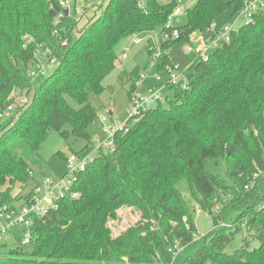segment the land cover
<instances>
[{
  "label": "trees",
  "instance_id": "1",
  "mask_svg": "<svg viewBox=\"0 0 264 264\" xmlns=\"http://www.w3.org/2000/svg\"><path fill=\"white\" fill-rule=\"evenodd\" d=\"M243 2L196 0L185 11L186 22L174 27L179 36L160 40V47H186L192 32L207 34L211 22L227 10L234 18ZM177 4L92 0L78 21L64 16L54 25L61 10L58 0H0V112L16 88L29 98L0 122V207L12 208L30 196L41 179L33 175L40 166L33 158L50 130L64 140L71 136L85 141L72 153L90 151L94 141L88 128L97 111L89 97L106 89L102 81L116 65V45L133 34L165 30ZM146 42L147 58L152 49L149 38ZM47 48L55 67L30 78L35 51ZM185 54V81L166 83L171 98L116 128L113 148H99L76 175L71 188L78 196H68L57 209L33 218L28 249L17 237L15 247L4 249L7 241L0 243V264L170 263L169 248L198 236L196 207L176 187L183 178L212 225L184 264H264V212L259 209L264 193L257 184L264 171V9L212 49L207 61ZM167 63L161 57L158 69ZM148 65L145 60L129 73H119L128 82V96ZM28 185L29 192L22 195ZM230 205L247 207L234 231L221 225ZM122 208H135L138 221L113 232L109 222ZM256 221L258 244L249 247L244 238L243 245L226 253L234 232L250 230Z\"/></svg>",
  "mask_w": 264,
  "mask_h": 264
},
{
  "label": "rangeland",
  "instance_id": "2",
  "mask_svg": "<svg viewBox=\"0 0 264 264\" xmlns=\"http://www.w3.org/2000/svg\"><path fill=\"white\" fill-rule=\"evenodd\" d=\"M163 2H167L169 0H162ZM196 0H177V5L175 10L172 13L171 24L176 27L180 26L186 22V14L185 11L188 7L192 6V4ZM231 11L227 10L221 15L215 22L218 29L223 28L225 25H233L234 28H238L242 24V19H238L234 21V18L230 16ZM235 22V23H234ZM152 36L150 39L152 53L148 58L149 63L152 61V55H156V58L152 68L149 66L146 68L148 73L145 78L140 80L137 85V91L140 93L146 92L148 89H158L161 90V93L164 96H167L168 99L171 98V93L167 89V74L164 71L167 67H170L171 63L174 66H177V70L179 73H182V77L186 75L184 72L188 65V59L185 57L186 47H181L179 45L173 44L168 49H164L160 47V31L155 30L149 32ZM140 36V35H139ZM141 41L138 43L133 42L132 38H127L121 40L115 47V52L117 54L116 65L113 70L106 75L104 80L102 81L104 89L101 94H91L89 97V102L97 111V117L90 124L88 128V132L90 137L99 142L103 143L109 137V132H114L116 128H120L123 123L129 117L128 110V95H127V87L128 82L125 80L119 79V73L125 71L126 73L131 71L136 66H142L146 60V50L145 47L147 45L145 35H142ZM209 34H204V38H209ZM195 39L196 36H193ZM153 41V42H152ZM196 42V40H195ZM190 44V43H189ZM211 51V50H210ZM124 53L126 55L125 58L120 59V55ZM166 56L168 58V63L163 66V69L159 70L158 66L161 64V57ZM160 67V66H159ZM142 70V69H141ZM143 71V70H142ZM144 72V71H143ZM156 76L160 77V80H156ZM182 78V80H183ZM185 81V78H184ZM74 107H77L75 103H72ZM109 111L112 114H109ZM102 119H100V117ZM85 143L84 140L78 139L74 140L73 137H69L64 140L60 134L56 130H50L48 136L43 140L36 151V155L33 159H37L40 162V166L36 168L33 175L35 178L42 176H63L69 171L68 163L66 162L65 157L69 155L72 151H79L80 148ZM94 144V143H93ZM91 145V148L93 147ZM96 144V143H95ZM104 151L107 149L105 147L102 148ZM62 153V154H61ZM96 153L92 154V157H95ZM259 191L264 193V171L261 175V178L257 182ZM179 191L192 203L193 207H196L197 204L194 201L195 199L191 195L190 186H188L186 180L183 178L176 184ZM29 185L24 187L22 191V195H26L28 193ZM17 192V190L15 191ZM198 214L193 213L194 224L196 227V233L198 236L194 238L193 241L178 247V252L173 257L171 263L168 261L161 260V264H184L185 260L188 256L196 252V250L203 243L202 236L207 233L211 228V218L207 215L205 211L202 209ZM196 210V211H197ZM247 207L242 208L237 205H230L225 211L222 213V220L224 225L230 227V230L234 231V224H236L237 219L246 213ZM264 216V215H263ZM138 213L135 208H122L117 212V218L110 221L109 225L113 232H117L118 230H123L130 225H133L138 221ZM264 218V217H263ZM244 219V218H243ZM246 222L245 220H243ZM4 224L3 218H0V225ZM260 229V222L256 221L255 224L252 225L250 230H245L244 227H241V230L235 231L234 237L231 241L225 246L224 250L228 254H232L236 250V248L243 245L244 238L249 239V247H254L258 244L256 234ZM17 238H20L22 235V229L13 228ZM10 237L7 240V247H15L16 240L13 235L10 234ZM0 243L3 244L2 241ZM23 249H28L29 245H23Z\"/></svg>",
  "mask_w": 264,
  "mask_h": 264
},
{
  "label": "built area",
  "instance_id": "3",
  "mask_svg": "<svg viewBox=\"0 0 264 264\" xmlns=\"http://www.w3.org/2000/svg\"><path fill=\"white\" fill-rule=\"evenodd\" d=\"M58 3L61 10L53 21L54 25H57L64 16H72L75 21H78L79 18L84 14L85 8L92 4V0H58ZM142 4L143 2L141 1L139 6L142 7ZM65 9L67 10V13L64 12ZM262 9H264V0H244L242 9L234 17V21L241 18L242 22L247 23L248 21L252 20L257 11ZM172 13L168 16L165 22V30L160 32V38L163 41L175 40L179 36L178 29H175L174 25H172L170 22ZM234 29L235 28L233 25H225L223 28L218 29L215 22H211L207 29V34L210 33L209 38H204L203 33L195 35L196 33L192 32L188 39L190 44L186 46L185 53L192 54L203 61H207L210 50L219 47L225 41H229L231 32ZM139 35L141 36V34H133L129 38H132L133 42L138 43L141 41L142 37ZM193 36H196V38L194 39ZM119 57L120 59H123L126 57V55L122 53ZM154 58H156V55H152V61L148 65L149 68H152L155 62L153 60ZM33 62L34 64L28 70V76L30 78H34L38 75H45L56 65V59L51 54L49 48L42 50L37 49L34 53ZM177 69V66L171 65L164 70L167 74L166 83L177 84L178 81L183 78L182 73H179ZM146 73H148L146 69L144 72H140V78L135 83V88L128 96L127 107L129 110V117L127 120H131L132 122L139 120L144 115L146 110L155 107L158 103H162L166 97L161 93V90L158 89H148L144 93L137 91L138 82L145 78L147 75ZM156 80H160V77L156 76ZM9 95V101L7 102L6 106L1 109L0 122L3 118L10 117L14 113H17V110L23 108L29 102V98L27 94H25L24 90L16 88L12 90ZM100 119L102 118L100 117ZM123 126L124 125L121 127ZM113 133L114 132L110 131L108 136L109 138L103 143L92 139V141H94L93 147L89 152L83 155H76L75 153L70 152L66 159V162L69 166V171L61 177L42 176L32 188V192L28 199L25 202H22V204H15L12 208H9L5 204L4 206H1L0 218H3L4 224L0 225V241H7L10 237H12L10 234H12L15 239L16 236L12 229L14 227H22V235L19 238L20 245L30 244L32 241L30 227L33 224V218L36 216L41 217L52 209H57L59 207V202L68 196H78V192L71 188L76 175L78 172L84 171L85 167L95 159V157H92V154L96 153L99 148L105 147L107 150H111L113 148ZM256 176L257 175L254 177ZM219 207L220 204H216L213 208V212L217 213ZM197 209H200L199 206H196V210ZM259 209L264 212V204ZM199 211L200 210L195 211V214H198ZM244 224L245 223L242 225ZM221 225H224V223H221ZM168 250L174 257L178 252L177 244Z\"/></svg>",
  "mask_w": 264,
  "mask_h": 264
},
{
  "label": "crops",
  "instance_id": "4",
  "mask_svg": "<svg viewBox=\"0 0 264 264\" xmlns=\"http://www.w3.org/2000/svg\"><path fill=\"white\" fill-rule=\"evenodd\" d=\"M194 33H196L195 35H197V34H199V32H194ZM145 36H147L148 38H151L152 39V36H151V34L148 32V33H145L144 34ZM142 36V35H141ZM143 37V36H142ZM153 42V41H152ZM146 60H148V58H146ZM109 113H110V115L112 114V112L111 111H109ZM14 228H19L20 230L22 229V227H14Z\"/></svg>",
  "mask_w": 264,
  "mask_h": 264
},
{
  "label": "water",
  "instance_id": "5",
  "mask_svg": "<svg viewBox=\"0 0 264 264\" xmlns=\"http://www.w3.org/2000/svg\"><path fill=\"white\" fill-rule=\"evenodd\" d=\"M67 10L65 9L64 12H66ZM67 13V12H66ZM110 114V113H109Z\"/></svg>",
  "mask_w": 264,
  "mask_h": 264
}]
</instances>
